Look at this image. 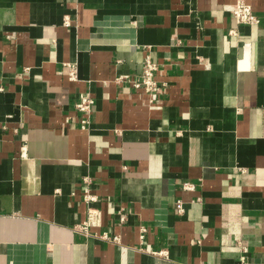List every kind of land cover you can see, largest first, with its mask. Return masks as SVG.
I'll use <instances>...</instances> for the list:
<instances>
[{"label":"crops","instance_id":"0c3cea01","mask_svg":"<svg viewBox=\"0 0 264 264\" xmlns=\"http://www.w3.org/2000/svg\"><path fill=\"white\" fill-rule=\"evenodd\" d=\"M234 2L0 0V264H264V0ZM147 54L157 110L115 82Z\"/></svg>","mask_w":264,"mask_h":264},{"label":"built area","instance_id":"2783aa9c","mask_svg":"<svg viewBox=\"0 0 264 264\" xmlns=\"http://www.w3.org/2000/svg\"><path fill=\"white\" fill-rule=\"evenodd\" d=\"M231 16L236 21V23L240 25L252 26L258 24L259 22V19L252 12L250 0H235ZM65 68L68 78L70 80H75V65L66 64ZM157 71L158 65L153 61L150 54H147L141 63L140 72L134 76H118L115 79V82L120 84H128L129 87L135 92L145 96V105L149 110H157L161 107L164 94L163 85L158 83L156 79ZM93 105L94 100L90 96H80L78 102L75 104V109L83 116L80 122V127L82 130H86L90 124ZM193 187L194 186L189 183L182 185L184 190H192ZM81 195L82 201L86 205V217L83 223L75 227V230L84 235H88L89 228H99L101 226V212L94 206L98 202V198L92 193L89 181L86 179H84V182L81 186ZM174 208L178 215H183L185 209L182 201H176ZM119 220L123 223L125 221V217L120 215ZM143 231L144 229L141 228V232ZM99 238L104 242L119 244V239L117 236H111L107 233H103L99 235ZM157 254L161 255L162 252H158Z\"/></svg>","mask_w":264,"mask_h":264}]
</instances>
